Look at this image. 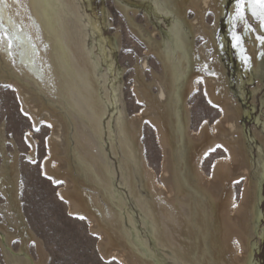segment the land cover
Wrapping results in <instances>:
<instances>
[{
  "label": "bare ground",
  "instance_id": "bare-ground-1",
  "mask_svg": "<svg viewBox=\"0 0 264 264\" xmlns=\"http://www.w3.org/2000/svg\"><path fill=\"white\" fill-rule=\"evenodd\" d=\"M139 1L150 3L157 23L146 12V23L139 24L138 9L116 5L130 33L146 47L144 59L138 58L133 90L143 106L140 112H128L124 72L115 71L111 52L99 49L92 34L100 35V27L86 20L78 0H69L63 9L7 0L0 19L18 39L10 49L6 41L0 44V86L15 92L34 130L51 129L42 173L54 185H66L62 200L73 218L86 221L99 238L98 251L107 262L255 264V250L264 241V107L258 113L264 46L246 27L251 68L233 89L216 39L228 17L229 0ZM212 14L215 22L209 24ZM111 45L116 52L123 47L120 31ZM151 57L163 73L150 67ZM103 63L108 64L105 70ZM148 71L151 83L145 81ZM202 86L221 117L194 131L190 100ZM247 122H253L250 136ZM145 125L155 128L164 152L161 178L147 155ZM25 141L31 148L29 159L38 162L32 131ZM10 144L16 146L12 153ZM20 151L6 123H0V196L6 200L0 204L3 264H48L50 254L22 208ZM219 152L226 157L217 159L208 176L204 165ZM243 182L239 202L237 186ZM18 241L21 249L16 252ZM32 245L38 261L30 252Z\"/></svg>",
  "mask_w": 264,
  "mask_h": 264
},
{
  "label": "rangeland",
  "instance_id": "rangeland-1",
  "mask_svg": "<svg viewBox=\"0 0 264 264\" xmlns=\"http://www.w3.org/2000/svg\"><path fill=\"white\" fill-rule=\"evenodd\" d=\"M116 1L128 7L138 9L140 13L137 15L136 20L139 24L146 23V12L150 13L152 22L157 23L155 21L156 17L151 10L150 3L147 2L141 3L139 0H78V3L82 7L81 10H84L83 13L85 15L87 14L86 20L90 18L100 27V35L94 34L95 37L92 34L94 41L100 45L99 49L105 48L106 52L112 53V62L114 63V66H116L114 67L116 72L123 70L124 74L121 77V82L124 90L126 107L130 114H136L142 110L143 106L138 103L133 90L136 83L135 79L137 76L138 58L144 59L146 47L130 33L129 25L125 17L119 12ZM228 5V17L222 21L220 28L217 30L216 39L217 44H219L222 50L221 60L227 69L233 87L235 85L233 89H237L240 75L244 77L251 68V57L247 50L246 40L243 37L245 28H249L255 37L258 35H264V31H259L256 24L258 23L259 25L260 22L258 18L253 17L250 12H246L244 20H241L237 16V0H229ZM233 8L234 13L232 16L230 11ZM194 18L195 17L192 16L191 19ZM230 18H232L231 25L228 26ZM214 22L215 16L212 14L209 18V24H214ZM117 31L121 32L124 45L116 52L111 49V44ZM234 32L241 37V46H233ZM203 44L204 42L200 38L199 46ZM263 46L264 45H261L262 48ZM98 52V55H100L101 50ZM0 57L4 62V58L1 55ZM244 57L248 58L247 63L244 62ZM148 62L153 70L158 73H163L161 71V65L155 57H151V59L149 58ZM107 66L108 64L103 63L102 70H105V67ZM146 75L145 81L148 83L153 82L154 79L152 72L148 71ZM244 89L249 92V89L246 86H244ZM155 92L157 93L158 91L156 90ZM204 94L205 88L202 86L201 90H199L192 100H190L194 121L192 127L194 131H198L200 126L206 120L213 125L221 117V113L218 109L210 106ZM263 95L264 90L258 96L259 114L262 107H264V104L261 103L262 100H264ZM259 98L262 99L260 100ZM111 112H113V110H111ZM0 123H6L9 137L14 138L19 150H21L20 171L22 177V208L32 229L41 237L40 239L43 241L45 249H47L50 254L48 264H119L117 262H107L102 258L98 251V244L100 242L99 238L93 234L86 221L75 219L70 214L68 205L60 196L61 190L65 188L66 185H54V182L45 177L42 173V162L48 154L46 139L49 136L51 129L42 126L41 129L37 131L34 130L30 119L22 113L15 92H13L11 87L7 85L0 86ZM252 127L253 122L252 124L247 122L249 136ZM28 131H32L34 139L37 141L39 155L38 162H32L28 156L31 152L30 146H28L25 141V136ZM155 131L154 127L145 125L143 139L151 166L161 178L163 174L162 164L164 160V152L158 141L157 132ZM15 149L16 146L10 144L9 152L12 153ZM108 150L110 151V149ZM224 157H226V153L224 152L213 154V157L204 165L205 173L208 176H211L214 163L217 159ZM1 162L2 156L0 154V163ZM117 180L121 182L120 174ZM244 187L245 182L237 186V200L239 202L242 199L245 189ZM5 203V198L0 196V204L5 205ZM260 209L264 213V202L260 206ZM0 221H4L2 215H0ZM263 228L264 224L260 229L263 230ZM262 242H259L260 245L254 253L253 259L255 264H264V241ZM20 249L21 243L18 241L14 245V250L19 252ZM30 252L33 258L38 261L39 253L35 245L30 247ZM0 262L2 264L5 262L4 252L1 249Z\"/></svg>",
  "mask_w": 264,
  "mask_h": 264
},
{
  "label": "snow or ice",
  "instance_id": "snow-or-ice-1",
  "mask_svg": "<svg viewBox=\"0 0 264 264\" xmlns=\"http://www.w3.org/2000/svg\"><path fill=\"white\" fill-rule=\"evenodd\" d=\"M19 3L20 0H15ZM34 6L40 9H47L53 6L57 8L69 7V0H34ZM9 7L7 0H0V14H3ZM246 12H250L253 17L258 18L260 22L261 30L264 31V0H237V16L241 19H245ZM18 37L15 32H10L4 25L3 20L0 19V44L7 42V46L10 49L12 42L17 40ZM256 39L261 45H264V35H258ZM234 47L241 46V37L233 33ZM35 46L33 45V48ZM11 55V53H9ZM244 62H248V58L244 57ZM83 219V217H80Z\"/></svg>",
  "mask_w": 264,
  "mask_h": 264
},
{
  "label": "flooded vegetation",
  "instance_id": "flooded-vegetation-1",
  "mask_svg": "<svg viewBox=\"0 0 264 264\" xmlns=\"http://www.w3.org/2000/svg\"><path fill=\"white\" fill-rule=\"evenodd\" d=\"M258 24V23H257ZM260 25V24H259ZM258 27V26H257ZM254 35V34H253ZM255 36V35H254Z\"/></svg>",
  "mask_w": 264,
  "mask_h": 264
}]
</instances>
